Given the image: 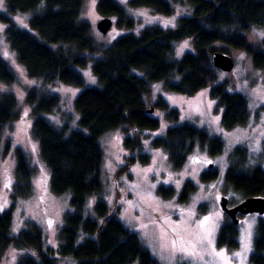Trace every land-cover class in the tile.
I'll use <instances>...</instances> for the list:
<instances>
[{"label":"trees","instance_id":"obj_1","mask_svg":"<svg viewBox=\"0 0 264 264\" xmlns=\"http://www.w3.org/2000/svg\"><path fill=\"white\" fill-rule=\"evenodd\" d=\"M83 3L84 0H6L11 13L32 12L28 29L0 13V20L7 24L10 47L31 77L82 87L85 80L75 66L87 65L90 57L84 52L100 53L99 57L91 58V69L99 85L84 88L73 102L81 129H70L69 121L56 127L43 116L58 108V94L34 88L27 98L34 115L32 132L50 172V188L57 195L69 193L71 209L63 215L57 246L46 244L44 231L35 222H27L16 235L11 232L17 201L33 194L34 169L18 147L11 204L0 211V254L8 247L26 250L18 264H59L60 258H70L76 264H160L140 235L117 217V209L112 210L103 197L104 153L100 139L109 131L123 129L129 163H149L150 155L144 151L142 141L147 136L141 132L156 130L160 125L159 119L147 112L146 97L156 81H163L167 90L189 96L210 87V96L216 101L214 110L221 115V126L231 130L247 125L248 101L244 94L229 91L225 83L216 82L218 68L213 64L212 54L214 44L221 42L245 51L254 67L264 69V37L255 45L246 35L254 27L264 30V0H129L131 7H146L166 15H172L174 4L179 3L190 13L180 16L175 26L154 23L139 33L121 34L105 48L93 36L90 22L80 19ZM97 9L103 16H117L119 27L131 30L135 26L134 17L115 0H99ZM185 38H192L193 50L174 59L175 44ZM14 78L13 71L0 57V82L11 83ZM153 108L164 110V118L169 122L176 123L180 118L179 110L164 98L159 97ZM16 115L15 95L2 92L0 143L4 126ZM150 145L166 152L174 170L181 169L196 148L206 150L211 157L225 149L220 136L188 122L167 128L163 135L151 138ZM8 148L9 143L5 150ZM216 177L215 169H207L201 175L203 181ZM224 184L240 201L256 195L264 197V166L260 162L251 164L247 148L236 146L228 156ZM195 188L192 181H185L178 200L186 203ZM157 192L164 199L176 194L167 185H160ZM201 209L207 210L206 205H201ZM225 216L216 244L233 252L240 244L239 231L226 213ZM249 264H264V223L260 216Z\"/></svg>","mask_w":264,"mask_h":264},{"label":"rangeland","instance_id":"obj_2","mask_svg":"<svg viewBox=\"0 0 264 264\" xmlns=\"http://www.w3.org/2000/svg\"><path fill=\"white\" fill-rule=\"evenodd\" d=\"M99 0H84L80 19L90 22L92 34L102 47L108 46L121 34L127 32L139 33L145 26L161 24L175 26L178 18L190 11L185 5L174 4L172 15L157 13L146 7H131L129 0H115L125 7L129 15L134 17L135 26L129 30L117 25L118 17L112 18L113 24L106 34H102L96 27L97 22L104 16L99 13ZM0 13L9 15L14 23L28 29V19L32 12L11 13L7 10L6 0L0 3ZM7 24L0 20V57L7 63L14 73L11 83L0 82V94L12 92L17 100V115L9 121L3 130L0 143V211L8 209L11 204V189L15 181V149L21 148L27 155L34 174L32 177L33 194L29 198L17 201L13 209V223L11 232L16 235L26 226L27 222L37 223L45 234L48 246H57V234L63 224L64 213L71 209L69 193L57 195L50 188V172L40 155L39 143L32 132L34 115L32 104L27 100L34 88L42 92L56 93L60 97L58 108L43 116L56 127L69 121L70 129H81L77 124V113L74 109L75 97L86 87L98 86V80L91 69L92 57H99L100 53L84 52L89 56L86 66H75L83 75L85 83L82 87L67 85L59 81L44 82L40 77H31L16 52L10 47L6 35ZM264 30L254 27L246 33L250 43L258 45L264 37ZM67 47V46H65ZM215 51L230 54L234 60L232 71L217 70L218 83H225L229 91H237L245 95L248 101L250 118L245 126H238L226 130L221 126L220 113L215 112L216 101L210 96V87H204L194 95H184L164 87L163 81L151 84V92L146 97L148 108L153 103L164 98L171 107L179 110L178 122L172 123L164 118V110L154 109L160 125L153 131L145 130L141 134L144 151L149 153V163L139 161L129 163L128 151L123 145L124 130L116 129L107 132L100 139L104 158L101 167L103 197L110 208L116 210L117 217L132 231L137 232L144 245L157 258L160 264H249L255 227L259 221L258 214L251 213L241 217L242 222L237 225L239 231V247L233 252L220 248L216 244L217 232L226 220L221 210L218 196L223 194L232 204L240 201L238 195L227 190L224 184V174L228 166V156L236 146L244 145L251 164L262 163L264 154V69L253 66L251 58L245 51L227 46L221 42L214 44ZM192 38H185L175 44L174 59H179L184 52L192 51ZM192 123L205 128L211 135L220 136L225 144L224 152L211 157L206 150L196 148L188 157L184 166L174 170L162 148L152 147L151 138L161 136L167 128ZM132 130H129L131 133ZM9 148L5 150L6 144ZM194 157L213 159L217 177L210 181H203L201 175L208 168L205 163L197 162ZM190 180L196 188L186 203L178 200L179 192ZM160 185L172 186L176 190L173 198H162L157 189ZM93 200L90 199L92 204ZM201 205H206L204 212ZM207 218V219H205ZM249 249L245 251L244 244ZM29 252L33 253L32 250ZM223 253V256L217 253ZM26 250L8 247L0 254V264H18L20 257ZM240 255H237V254ZM59 264H76L70 258H60Z\"/></svg>","mask_w":264,"mask_h":264},{"label":"water","instance_id":"obj_3","mask_svg":"<svg viewBox=\"0 0 264 264\" xmlns=\"http://www.w3.org/2000/svg\"><path fill=\"white\" fill-rule=\"evenodd\" d=\"M112 24V18L104 16L97 22L96 27L102 34H106L111 28ZM212 61L215 67L226 72L232 71L234 67V60L232 56L226 52L215 51L212 54ZM153 111L154 108L151 107L147 112L151 114ZM194 160L197 162L202 161L209 169H211L214 165L213 159L204 160L199 157H194ZM218 202L221 210L230 217L234 224L239 223V218L237 216L239 213L243 215L251 213L258 214L262 217L264 223V197L260 195L245 198L237 204L229 206V198L223 194H220L218 196Z\"/></svg>","mask_w":264,"mask_h":264},{"label":"flooded vegetation","instance_id":"obj_4","mask_svg":"<svg viewBox=\"0 0 264 264\" xmlns=\"http://www.w3.org/2000/svg\"><path fill=\"white\" fill-rule=\"evenodd\" d=\"M204 160H206V159H204ZM199 162H202V161H199ZM209 169V168H208ZM237 204V203H236ZM233 205H235V204H232L231 202H230V199H229V206H233ZM248 215V214H247ZM238 216V218H239V223L238 224H235V225H239L241 222H242V219H241V217H243V216H245V215H243V214H238L237 215ZM258 216H260V215H258ZM261 217V216H260ZM262 218V217H261Z\"/></svg>","mask_w":264,"mask_h":264},{"label":"snow or ice","instance_id":"obj_5","mask_svg":"<svg viewBox=\"0 0 264 264\" xmlns=\"http://www.w3.org/2000/svg\"><path fill=\"white\" fill-rule=\"evenodd\" d=\"M0 3H2V0H0ZM261 35H264V33H261ZM205 219H207V218H205ZM244 248H245V251H247V250L249 249V245H248V243H245V244H244ZM217 255H219V256H223V253L220 252V253H217ZM237 255H240V254L238 253Z\"/></svg>","mask_w":264,"mask_h":264}]
</instances>
